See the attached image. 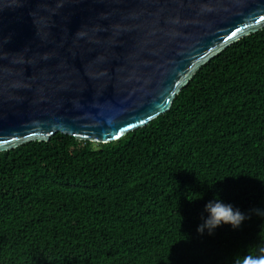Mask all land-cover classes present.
<instances>
[{
	"label": "trees",
	"instance_id": "obj_1",
	"mask_svg": "<svg viewBox=\"0 0 264 264\" xmlns=\"http://www.w3.org/2000/svg\"><path fill=\"white\" fill-rule=\"evenodd\" d=\"M250 215L203 235L216 196ZM264 29L201 66L168 112L106 144L56 133L0 152V264L264 258Z\"/></svg>",
	"mask_w": 264,
	"mask_h": 264
},
{
	"label": "water",
	"instance_id": "obj_2",
	"mask_svg": "<svg viewBox=\"0 0 264 264\" xmlns=\"http://www.w3.org/2000/svg\"><path fill=\"white\" fill-rule=\"evenodd\" d=\"M262 17L264 0H0V152L145 127Z\"/></svg>",
	"mask_w": 264,
	"mask_h": 264
},
{
	"label": "clouds",
	"instance_id": "obj_3",
	"mask_svg": "<svg viewBox=\"0 0 264 264\" xmlns=\"http://www.w3.org/2000/svg\"><path fill=\"white\" fill-rule=\"evenodd\" d=\"M252 211L256 215L264 217V209L257 208ZM205 212L207 216L203 218V222L197 228V232L201 235L205 232L212 235L217 228L223 225H230L234 230H237L245 220L250 219V215L231 203H225L218 195L205 204ZM237 264H264V258L256 260L252 257H245L238 260Z\"/></svg>",
	"mask_w": 264,
	"mask_h": 264
},
{
	"label": "snow or ice",
	"instance_id": "obj_4",
	"mask_svg": "<svg viewBox=\"0 0 264 264\" xmlns=\"http://www.w3.org/2000/svg\"><path fill=\"white\" fill-rule=\"evenodd\" d=\"M262 19H264V17H262Z\"/></svg>",
	"mask_w": 264,
	"mask_h": 264
}]
</instances>
